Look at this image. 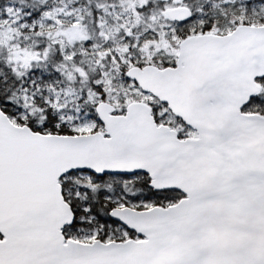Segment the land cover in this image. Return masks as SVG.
<instances>
[{"label": "snow or ice", "instance_id": "obj_1", "mask_svg": "<svg viewBox=\"0 0 264 264\" xmlns=\"http://www.w3.org/2000/svg\"><path fill=\"white\" fill-rule=\"evenodd\" d=\"M0 264H264V0H0Z\"/></svg>", "mask_w": 264, "mask_h": 264}]
</instances>
